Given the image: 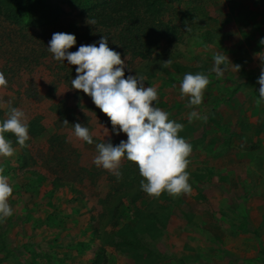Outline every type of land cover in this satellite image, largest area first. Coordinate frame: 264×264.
<instances>
[{
    "label": "rangeland",
    "instance_id": "374dc122",
    "mask_svg": "<svg viewBox=\"0 0 264 264\" xmlns=\"http://www.w3.org/2000/svg\"><path fill=\"white\" fill-rule=\"evenodd\" d=\"M51 1L62 8L67 14L64 19L68 21L76 16L78 5L86 2L85 0ZM168 1L170 11L164 15L163 20L168 26L181 27L178 29V35L174 36V40L177 41L175 48L172 50L168 47L174 55L172 63L178 65L177 71H174L176 76L184 75L185 69L182 67L205 68L193 73L205 74L206 70L213 68V65L205 62L206 55L209 53V48L206 47L209 45L206 41L207 35L216 37L209 29L221 24L225 29H235L236 25L233 21L235 19L227 21L223 19L224 15H219L222 11L235 15V10L239 13L240 7L237 9V3H229L226 0L223 2L216 0ZM248 5L252 4H245L243 11L250 8ZM261 7H264V4H260L259 8ZM212 15H216V19L209 17ZM240 17H243L242 14ZM252 19L250 14L246 16V20L239 21L254 22ZM187 27H190L191 31H187ZM109 47L119 52L121 58L125 59L127 65L125 71L130 68L129 55L116 45ZM69 51L76 50L72 47ZM135 66H137L136 63ZM135 69L139 68L135 67ZM172 72L171 69L150 81H147L145 76V87L152 86L158 91V101L154 102V106L167 111L170 119L177 114L175 119H181L183 125H188L186 123L189 122L188 116L192 111L198 112L202 117L198 121L199 124L203 122L208 124L211 116L208 118V114L201 108H205L210 90H205L203 102L199 106L187 107V97L177 103L176 97H181L179 90L181 82L177 83L172 79ZM61 74L68 79L75 78V66L69 65L66 60L56 61L53 56H50L42 60L34 69L22 70L17 76L8 78V87L0 89V95L3 96L0 100L4 104L0 107V121L6 118L8 102L11 101L12 107L15 105L16 108L25 112L28 122L36 117H42L43 124L47 126L44 137L34 138L29 133L27 157L23 155L14 135L5 134L6 138L12 140L16 154L10 158L0 157V167L4 168L3 174L8 176L9 183L13 187V195L9 199L13 215L0 221V264H91L96 258L99 259V264H136V258L142 261L146 253L128 248L120 250L118 246L121 242L120 232L130 231L124 228V224L133 220L134 209L138 210L137 215L140 220L133 228L136 233L130 232L131 239L134 238L135 244L141 245L142 240L148 241L150 247L156 250L154 254L161 255L160 260L154 256L151 257L149 264H184L181 255L186 253L187 245L185 251L181 240L177 239V236L183 233L200 237L196 242H191L195 246L193 253L195 263L215 264L217 260V264L226 262L237 264L229 255L222 254L227 251V247L225 243H220L218 237L246 234V232L251 235L253 227L249 220L251 216L254 217L255 210L261 211L262 217L264 216V170L261 169L258 179L255 175L245 174L240 169L223 173L224 180L218 179V174L215 173L205 171L189 173L191 194H184L175 199L167 193L159 198L149 197L146 193L135 197L137 190L142 191L140 187L142 179L139 172L136 173L138 181L135 185L130 181L129 176H123L133 171L130 167L127 169L126 166H121L122 177L117 179L115 175L93 163L97 155L96 145H94L97 140L99 143L110 140L113 146L115 141L116 146L121 140H127L126 134L121 132L117 135L107 125L101 124L99 119L93 118L89 121L82 116L81 105H94L91 97L88 96L76 102L73 94L77 90L71 89V84L68 89L62 79L57 92L54 93V98L49 100L45 97L52 76ZM174 93L175 98H173ZM17 98H19L18 103L15 102ZM55 102L56 104L64 102L65 106L71 109L68 118L70 125H65L63 121L67 119L61 118L50 110ZM235 118L232 116V119ZM227 120L229 122L231 118L227 117ZM236 120L238 122V116ZM75 123H81L89 129L93 138L92 145L72 135ZM194 127L191 124L188 125L187 128H192L190 134L195 137L201 135L199 140L203 139L205 142L206 131L201 130L203 128L200 129L199 126L197 130H193ZM53 133L61 139L58 143L65 142L62 144L64 149L51 148L47 138ZM179 135L184 136L181 132ZM194 140L195 138L190 143L191 153L203 159L206 146L194 145ZM70 147L77 151V156L65 149ZM234 151L236 150L233 147L232 152ZM32 161L35 164H32ZM127 162L129 161L124 160L122 164L125 165ZM62 165L64 169L61 171L59 168ZM230 167L235 166L230 165ZM82 169H85L87 173L79 182L76 178ZM55 179L62 182L61 186H53ZM113 189L120 190L107 198L108 193L110 194ZM256 190L259 191L258 195ZM109 199H112V202L106 203L110 204V208H107L108 205L105 207V204L99 203L100 200ZM141 206H147V208L141 210ZM105 208L107 209L104 210ZM153 217L157 220L155 221ZM159 220L162 221L158 222ZM261 221L260 229L254 231L260 242L255 239L245 243V247L251 254H255L253 251H259L260 248L264 249V218ZM189 225L197 227L188 229ZM202 237H206V242ZM130 251L133 252V256ZM210 252L218 253L211 256ZM220 255L226 261L219 260ZM257 259L264 264V255H259ZM249 260L248 264H253L256 259Z\"/></svg>",
    "mask_w": 264,
    "mask_h": 264
},
{
    "label": "clouds",
    "instance_id": "9594fccd",
    "mask_svg": "<svg viewBox=\"0 0 264 264\" xmlns=\"http://www.w3.org/2000/svg\"><path fill=\"white\" fill-rule=\"evenodd\" d=\"M90 25H95V19H88ZM187 31H191L187 27ZM264 45V38H261ZM76 44L73 34L57 32L52 35L47 50L56 61H67L75 66L76 76L71 79V89L82 91L91 97L93 104L105 114L112 125V130L119 135L126 134L127 140H121L116 146L111 142L96 144L97 155L93 163L97 167L109 171L117 179L122 177L120 168L127 160L134 163L143 178L140 187L149 197L159 198L167 193L178 198L184 194H191L189 183L190 174L187 168L188 159L192 152L191 144L179 133L184 125L169 118V113L154 106L158 101V91L155 87H145L146 77L136 73L125 77L127 67L121 54L108 46V37L101 36L98 46L94 44L81 45L77 51L71 52ZM261 60V71L257 83L259 84V99L264 101V52L256 54ZM212 71L216 77L223 75L225 67L230 62L225 53L213 55ZM171 59L161 67L171 66ZM231 63V62H230ZM232 64V63H231ZM239 71L240 66L234 65ZM210 79L203 73H186L180 83L181 98L187 97V107L199 106L203 102L204 92ZM8 87V81L0 71V89ZM6 118L0 121V157L10 158L16 154L12 140L6 138V133L15 137L21 149L28 147L29 137L28 118L24 111L11 106L8 102ZM0 100V107H3ZM193 119H202L198 112L189 113V123ZM69 124L67 120L63 121ZM72 135L93 144L92 134L81 123H75ZM108 135V130H107ZM4 168L0 167V221L13 215L9 199L13 195V187L8 176L4 175Z\"/></svg>",
    "mask_w": 264,
    "mask_h": 264
},
{
    "label": "trees",
    "instance_id": "16d2710c",
    "mask_svg": "<svg viewBox=\"0 0 264 264\" xmlns=\"http://www.w3.org/2000/svg\"><path fill=\"white\" fill-rule=\"evenodd\" d=\"M85 1L84 4L81 3L78 5L79 9L75 14L76 16L71 21H68L64 19L67 14L57 3L51 0H0V71L4 73L6 79L17 76L22 70H32L34 67L39 66L42 60L52 56L47 50L48 43L54 33L64 32L75 35L76 44L73 46V49L76 51L81 45L95 43L98 46L101 36H107L108 46L116 45L125 54L129 55L128 63L130 64V68L125 71V77L131 73H139L146 76L147 81H150L172 69V79L177 83L182 81L184 75H180L181 77L176 76L174 72L178 68L176 63H171V66L167 68L161 67L169 59L173 62L174 55L168 50V47H171L172 50L175 48L177 41L174 40V36L176 34L178 35V29L181 28H176L172 25L168 26L163 20L164 15L170 11V2L168 0ZM88 19H95L96 24H88ZM207 38H211V36L207 35ZM209 41H212V39H209ZM135 63L137 66H135ZM135 67L139 69L136 70ZM182 69H185L183 73L185 72L184 74H186L196 71L200 72L205 68L182 67ZM5 70L6 72H4ZM61 79L63 84H66L68 89L70 88L71 77L68 79L67 76H63L62 74L52 76V80L48 84L45 94L47 99L51 100L54 98V93L57 92L58 85L61 84ZM73 97L76 102H79L82 98L88 97V95L82 91H75ZM80 108L83 109L82 116L86 117L89 121L97 118L101 121V124L107 125L110 130L112 129L108 117L102 114L96 106L81 105ZM50 110L60 115L61 118L67 119L69 123L67 125H70L71 122L68 118L70 117L71 109L69 110L64 102L62 104L53 103ZM176 116L177 114L172 119H175ZM175 121L181 123V119H175ZM28 124L29 133L32 137H44L47 126L43 124L42 117L31 119ZM188 125H184L181 131L184 135L183 138L186 140L187 134H190L192 130V128H187ZM55 135L56 133H53L47 138L48 142L51 143V148L64 149L62 144L65 142L60 141L58 143L61 139ZM98 143L97 140L94 145ZM65 149L77 156V151L73 148ZM22 151L25 157L29 155L27 148H23ZM32 164H35V162L32 161ZM125 166L127 169L130 167L134 172L130 171L128 175L124 174L123 176H129L130 181L136 185L138 181L136 178L138 171L134 170V166L136 165L127 162ZM59 169L62 171L64 165ZM85 173L87 171L82 169L78 173L76 180L81 182ZM61 184L62 182L59 179H55L53 182L54 187L61 186ZM118 190L120 189H113L110 194L108 193L107 198ZM137 191L139 192V190ZM137 195L136 193L135 197ZM109 201L112 202V199L100 200L99 203L105 204V207L108 205L107 208H110V204L106 203ZM137 214L138 210L134 209L133 220L124 224V228L130 231L122 230L120 232L119 239L121 242L118 246L120 250H126L128 248L130 250L134 249V251L145 252L146 259L142 258L144 260L141 261L135 257L136 264H149L148 261L153 256L160 260L161 255L159 253V256H156V253L154 254L156 250L150 247V243L147 240H145L147 242L142 240L141 245L140 243L135 244L134 238L133 240L131 239L132 234L130 232L133 234L136 233L133 228L140 220ZM153 219L155 221L157 220L155 217ZM161 221L159 220L158 222ZM131 255L133 256V252H131ZM91 264H99V259L96 258Z\"/></svg>",
    "mask_w": 264,
    "mask_h": 264
},
{
    "label": "crops",
    "instance_id": "0c3cea01",
    "mask_svg": "<svg viewBox=\"0 0 264 264\" xmlns=\"http://www.w3.org/2000/svg\"><path fill=\"white\" fill-rule=\"evenodd\" d=\"M216 1L223 2L225 0ZM226 2L237 3V9L240 7V12L238 13V10H235V15L230 12L223 13V11L219 15H224L223 19L227 21L235 19L233 20L236 25L235 29H225L222 24L215 26L216 28L209 29L216 37L213 38L212 36L206 40L209 45L205 46L209 48V53L206 55L205 62H209L210 65L214 66L213 55L223 52L228 56L230 62L234 65H239L240 69L238 71L229 62L226 67L224 65L221 66L225 70L219 78L216 77L212 68L206 70L205 75L210 79L206 89H209L210 93H208L205 108H201V110L208 114V118L211 116L209 123L205 124L203 122L199 124L198 121L200 119H193L191 123L188 122L191 126H195L193 130H197V126H199L200 129L203 128L201 130L206 131L204 135L205 142H203V139L202 141L199 140L201 135L195 137L192 134H188L187 137V141H190L189 143L195 138L194 144L206 146V149L203 159L191 153L188 158L190 164L187 171L189 173L204 171L215 173L218 174V179L224 180L223 173L228 172V170L240 169L245 174L255 175L258 179L261 169L264 170V101L257 103L260 87L257 81L261 71V60L256 54L264 52V45L259 43L261 38H264V7L259 8L260 4H264V0H226ZM249 3L252 4L248 5L250 8L243 11L245 4ZM224 7L225 4L223 9ZM241 14L243 17H240ZM250 14L254 22L239 21L241 19L246 20V16ZM209 17L216 19L217 16L212 15V17ZM209 39H212V41H209ZM174 96L175 93L173 98H175ZM0 99H3L2 95H0ZM181 100L182 98L177 96L175 102L178 103ZM18 101L19 98L15 100L17 103ZM13 107L16 106L13 105ZM232 116L236 118L232 119ZM237 116L238 122L236 120ZM227 117H230L231 121L228 122ZM233 147L236 150L234 152H232ZM129 163L131 164L132 162ZM230 165L235 167L231 168ZM121 166L125 165L122 164ZM134 169L139 172L137 166ZM141 179L143 178L141 177ZM143 193L145 192H137L138 195ZM256 194H259L258 190H256ZM255 198L258 199V197ZM83 206L85 205L83 204ZM146 208L147 206H141V210ZM259 216L261 220L264 218L261 211L255 210L254 217L251 216L249 220L251 227H253L251 235L246 232V234L218 237L220 243H225L227 247V251L221 252L223 255H229L237 264H248L250 258L256 259L253 264L255 262L256 264L262 263L258 262L260 259H257V257L264 255V249L261 250L260 248L259 251H253L255 254H251L250 250L245 247L247 241L257 239L256 241L260 242L258 236L254 234V231H257L262 226ZM191 227L195 228L197 226L189 225L188 229ZM199 238L195 234L190 233H183L177 236V239L181 240L185 251V246L187 245L186 253L181 255L184 264H197L193 255L195 246L191 242H196ZM202 239L206 242V237H202ZM217 253L210 252V255L214 256ZM221 259L226 261L225 258H222V255L219 256V260ZM214 263L217 264V260ZM225 264H228V262Z\"/></svg>",
    "mask_w": 264,
    "mask_h": 264
}]
</instances>
